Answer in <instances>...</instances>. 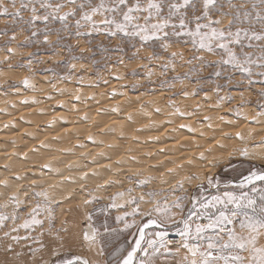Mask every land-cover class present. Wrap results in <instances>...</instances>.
<instances>
[{
	"label": "rangeland",
	"instance_id": "obj_1",
	"mask_svg": "<svg viewBox=\"0 0 264 264\" xmlns=\"http://www.w3.org/2000/svg\"><path fill=\"white\" fill-rule=\"evenodd\" d=\"M254 2L258 4L259 0ZM4 3L9 8V14H0V109L4 113V110H7L9 114L6 113L8 115L4 116L0 112V116L3 117L0 120L3 121L0 130H10L14 134V138L9 141L10 144H5L4 150L8 152L9 149V152L12 151L13 155L18 154L21 158L29 149L34 148L35 151L43 147L42 149L52 153L53 158L49 161L53 163L60 154L68 155L71 149L77 151L78 144L82 145L81 147L94 144L98 150L89 153L85 149L78 153L73 151L74 155L71 151L69 156H74L83 167L108 160L107 166L110 167H106V171L109 169L111 171L105 172L103 177H106H101L100 182H88V180L84 182L83 177L72 176L71 179H75L73 181L82 184L75 185L74 199L70 203H57L60 198L54 193H49L51 191L46 182L34 184L37 186L35 187L28 185L26 180L23 183L18 181V185L21 187L24 185L21 188L24 190H21L23 196L19 197L11 195L13 193L10 187L5 189V186H0V205H7L0 208V212L5 214L15 212L18 217L15 222L11 219L7 220L6 226L0 228V264H44V262L56 264L58 260L69 259L73 255H80L104 264L105 261H110L111 254L121 246L127 249L129 244L139 237V229L147 224L149 219H156L158 223L144 229L145 241L155 239L156 232L167 231L168 235L165 239L170 243L159 248L157 264H161L165 259L170 261L175 256L181 238L177 234L176 225L169 222L161 226L164 217L152 211L157 202L164 207L165 202L171 205L178 196L191 197L194 194L198 200H206L215 195H223L225 191L238 193L239 189L236 185L242 176L250 171L264 170V158H259L253 153H250L251 156L248 153L241 154L248 151L253 144L262 143L264 138V130L258 133L246 132L254 125V122H248L249 119L259 123L264 122V77L254 75L249 82L246 74L234 71L230 66L215 63L220 59L219 51L216 54L200 51L190 41L185 42L187 38L179 41L171 38V47L165 51L159 46V42L150 41L142 44L139 38H130L123 33L111 35L104 30L103 25H99L100 31H93L91 24H84L79 29L80 34L77 35L71 18L67 29H63L59 22H50L48 25L50 31L47 33L49 43H44V23L38 22L35 25L40 32L33 37L34 27L27 23L30 13L22 12L23 20H21L11 15L14 9L10 0H4ZM222 3L223 11H230L228 0H222ZM232 3L239 4L241 0H232ZM248 7L251 10V0ZM232 12L234 15V10ZM233 15L222 17V26L228 27ZM95 19L99 22L101 17L97 16ZM237 26L248 27L247 24L239 25V22L234 21L231 25L232 30ZM256 27L258 28L259 25ZM173 52L177 53L176 57H172ZM156 56L160 59H156ZM197 56H203L204 59L197 60L195 59ZM189 60L192 62L188 63ZM72 65H75V68H72ZM216 71H220L221 75L216 76ZM256 71L259 69H254V72ZM25 78L29 82L27 86L24 84ZM22 93L29 96L24 99ZM228 118L238 121L237 130H240L243 122L247 125L246 128L249 126L243 130V138L237 142L236 137L229 135L225 139L220 132L226 127L224 123ZM193 119L196 120L190 122ZM200 119H204L201 123L211 126L208 131L206 129L200 133L197 127L194 130L192 125L189 126L190 123L195 125ZM112 120L115 122H111ZM78 123L83 125L82 128L77 127L78 129H74L75 132L63 133L64 128ZM121 124L128 126L122 129L124 133L120 130ZM167 126L169 132L166 130ZM26 127L34 132H29ZM214 127L221 129L212 131ZM50 132L55 135L53 139L57 137L59 140L55 139L59 142L55 143L56 147L49 146L48 134L45 133ZM188 132L199 135L198 143L192 144L186 141L187 138H183ZM112 138L119 142L117 146ZM32 139H34L33 143ZM168 139L175 143V148L172 147L167 153L176 156L183 152L192 166L196 164L197 166L179 168V162L173 158L171 159L173 164L168 162L154 168L148 167L154 162L153 156L148 157L151 153L150 148L156 149L157 145L167 142ZM23 140L28 141V146ZM111 143L115 146L112 144L111 147ZM220 146L226 151L225 153L228 151L231 157L225 159L221 158L222 156H214V159L212 156V159L210 157L212 151L221 149ZM14 148L15 152L17 148L18 153H14ZM103 148L106 152L110 150L109 153L100 151ZM184 152L187 154L185 155ZM158 155L164 153L158 152ZM122 156L126 162L123 161ZM128 156L130 160L127 159ZM40 160L35 163L38 167L45 164ZM117 161L125 170L115 167L116 164L118 165ZM63 166L64 164H59L56 168L59 174L56 170L54 173L59 176L63 174ZM136 166L139 167L135 169ZM66 174L59 179L69 177ZM188 177H199V179L189 180ZM206 177L213 179L212 185L208 184ZM181 182L183 188L180 187ZM198 185H202V188ZM256 186L264 185L257 182ZM244 190L248 191V188ZM41 192L46 193L47 198L35 195ZM117 193H123V196H117ZM149 193L154 195L150 196ZM133 197L136 198L134 203L131 202ZM16 200L20 202L18 205ZM38 203L41 205V211L37 219L42 220L43 224L33 225L28 229L20 227L17 232H12L13 227H18L25 219L30 218L29 213ZM112 203L117 207H110ZM182 203L184 212L181 217L193 210L190 199H185ZM198 209L199 204L195 210ZM172 211L178 210L173 208ZM148 212H151L150 216L144 215ZM125 213L129 215L124 220H117L118 216ZM89 214L91 220L88 219ZM133 221H135L133 227L124 228L125 223L132 224ZM86 223L99 230L97 243L91 248L83 240L84 229L81 226ZM5 232H9L8 237L4 236ZM12 236L28 237V239L13 241ZM9 244L12 251H7ZM144 246L147 247V244L145 243ZM100 247L104 248V255L98 254ZM34 249L39 251L33 252ZM149 251L151 252V249ZM169 252L171 255L168 254Z\"/></svg>",
	"mask_w": 264,
	"mask_h": 264
},
{
	"label": "snow or ice",
	"instance_id": "obj_2",
	"mask_svg": "<svg viewBox=\"0 0 264 264\" xmlns=\"http://www.w3.org/2000/svg\"><path fill=\"white\" fill-rule=\"evenodd\" d=\"M249 2L250 0H241V3L234 4L232 0H228L230 11L225 12L222 0H19V7L17 0H10L14 9L11 15L23 20L22 12L30 13L27 23L34 27L33 37L40 32L35 25L38 22L44 23V43H49L47 33L50 31L48 28L50 22H59L63 29H67L70 26V18L74 21L77 35L80 34L79 29L84 24H91L93 31H100L99 25H103L104 30L111 35L123 33L130 38H139L142 44L150 41L159 42V46L165 51L171 47V38H176L177 41L187 38L185 42L190 41L200 51L212 54L219 51L220 59L215 63L230 66L232 70L246 74L251 82L254 75L264 77V0H259L258 4L251 0V10L248 7ZM0 14H9V8L5 6L4 0H0ZM229 15H233V20L229 21L228 27L222 26V17ZM97 16L101 17L99 22L95 19ZM234 21L239 22V25L247 24L248 27L237 26L232 30L231 25ZM171 55L176 57L177 53L173 52ZM156 59L160 57L156 56ZM195 59L203 60L204 57L197 56ZM72 68H75V65H72ZM254 69L259 71L254 72ZM215 75L220 76L221 72L216 71ZM228 79L231 82V77ZM24 84L26 86L29 84L27 78ZM236 135L240 137V133ZM241 154L247 155V152ZM201 157L203 158V154ZM44 167L47 168L48 165ZM187 179H199V177ZM206 179L209 185L213 184L211 177ZM257 182L264 185V170L250 171L242 176L236 185L239 189L238 193L225 191L223 195H215L206 200H198L194 194L191 197L178 196L171 205L165 202L164 207L157 202L152 211L164 217L161 226L169 222L176 225L177 234L181 238L173 259L170 261L165 259L161 264H264V186L257 187ZM180 187L183 188L182 182ZM198 187L202 188V185ZM245 188H248V191H245ZM35 195L47 198L46 193H35ZM116 195L123 196V193ZM149 195L154 194L149 193ZM135 199L133 197L131 202L134 203ZM185 199L191 200L193 210L181 217L184 212L182 201ZM16 203L18 205L19 200H16ZM197 204L199 209L195 210ZM4 207L7 205H0V208ZM110 207L115 208L117 205L112 203ZM173 208L178 211L173 212ZM40 211L41 205L38 203L29 213L30 218L25 219L18 227H13L11 231L17 232L20 227L28 229L33 225H42L43 221L37 219ZM127 215L129 213L118 216L117 220H124ZM144 215L150 216L151 212ZM91 218L89 214L88 219ZM9 219L15 222L18 217L15 212L12 214L0 212V228L5 227V222ZM157 223L156 219H149L147 224L139 229V237L131 242L127 249L123 246L118 248L111 254L110 261H105L104 264L111 262L157 264L159 248L170 243L165 239L168 235L167 231L156 232L155 239L145 241L144 229ZM134 224L135 221L132 224L125 223L124 228L129 229ZM89 228L91 231L83 233V240L91 248L97 243L99 230L91 225ZM4 236L8 237L9 232H5ZM11 239L19 241L28 237L12 236ZM145 243L147 247L144 246ZM7 251H12L10 244ZM35 251L39 249H34L33 252ZM140 253L143 255H139ZM98 254L104 255L103 247L99 248ZM168 254L171 255V252ZM56 264H99V262L73 255L69 259L58 260Z\"/></svg>",
	"mask_w": 264,
	"mask_h": 264
},
{
	"label": "bare ground",
	"instance_id": "obj_3",
	"mask_svg": "<svg viewBox=\"0 0 264 264\" xmlns=\"http://www.w3.org/2000/svg\"><path fill=\"white\" fill-rule=\"evenodd\" d=\"M73 90V89H72ZM13 92V91H12ZM15 92V91H14ZM19 92V91H18ZM19 94V93H18ZM23 94V95H22ZM21 94V96L24 98V99H26L28 96H29V94L27 95L26 93H22ZM13 97V96H12ZM33 97V96H32ZM32 97H31V99H32ZM16 99V98H15ZM21 99V98H20ZM30 99V98H29ZM17 100V99H16ZM17 102V101H16ZM108 103V102H107ZM111 103V102H110ZM113 104H114V102H112ZM3 104V103H2ZM95 105V104H94ZM89 108V107H88ZM24 109V108H23ZM35 109H32V111H34ZM5 111V113L4 112H2L1 111V109H0V112L1 113H3L4 114V116H6V115H8L9 113H8V111L7 110H4ZM7 111V112H6ZM30 111H31V109H30ZM78 111V110H77ZM76 111V112H77ZM75 112V111H74ZM87 112V111H86ZM6 113H8V114H6ZM11 113V112H10ZM40 113V112H39ZM6 114V115H5ZM22 114V113H21ZM51 114V113H50ZM53 114V113H52ZM55 114V113H54ZM20 115V114H19ZM59 115V114H58ZM65 115V114H64ZM76 115V114H75ZM134 115V114H133ZM33 116V115H32ZM44 116V115H43ZM52 116V115H51ZM60 116V115H59ZM59 116H57V117H59ZM53 117H55L54 115H53ZM207 117V116H206ZM7 118V117H6ZM9 118V117H8ZM51 118V117H50ZM83 118V117H82ZM110 118H112V117H110ZM188 118V117H187ZM200 118V117H199ZM1 119H3V117H1L0 116V120ZM109 119V118H108ZM112 119H114V118H112ZM136 119V118H135ZM210 119V118H209ZM23 120V119H22ZM111 120V119H110ZM110 120H108V121H110ZM167 120V119H166ZM196 119H193L192 121H190V122H193V121H195ZM202 120H204V119H200V120H197L198 121V123H195V125L194 124H192V123H190V125L189 126H191V127H194V130H195V128L197 127V130H200V133L202 132V131H204V130H206L207 129V131H208V129L211 127H209V126H207L206 125V123H201V121ZM228 121H226L224 124L226 125V127H223V129H221V128H219V127H214V128H212V131L213 130H215V129H217V128H219V129H221V133H222V135L225 137V139L229 136V135H232V136H234V137H236V142L238 141V140H240L241 138L240 137H243V130H245V129H247L246 128V124H245V122H243V123H241V127H240V130L238 129H236L237 128V122L238 121H236L234 118H228L227 119ZM74 121V120H73ZM120 121V120H119ZM196 121V122H197ZM3 121H1L0 122V126L2 127V123ZM111 122H115L114 120H112ZM135 122V121H134ZM160 122V121H159ZM188 122V121H187ZM248 122H254V125H252V126H250L249 128H248V130L246 131V132H254V133H258V132H260V131H263L264 130V122H262V123H259V122H255V121H253L252 119H249L248 120ZM9 123V122H8ZM9 124H11V123H9ZM117 124H118V122H117ZM120 124V123H119ZM221 124V123H220ZM24 125H26V124H24ZM122 126H119V125H115L116 127H120V130H122L123 128H127V127H125L126 125L125 124H121ZM194 125V126H193ZM222 125V124H221ZM63 126H65V125H63ZM82 126L83 125H80L79 123L78 124H71V125H69L66 129L64 128V130H65V132H63L62 130V132L63 133H67V132H70L71 133V131H74V129L75 128H82ZM0 127V128H1ZM22 127V126H21ZM60 127V126H59ZM62 127V126H61ZM122 127V128H121ZM143 126H141V128H142ZM171 127V126H170ZM190 127V128H191ZM11 128V127H10ZM24 128V127H23ZM29 128V127H28ZM77 128V129H78ZM181 128V127H180ZM15 129V128H14ZM22 129V128H21ZM26 129H27V127H26ZM25 129V130H26ZM32 129V128H31ZM236 129V130H235ZM15 130H17V128L15 129ZM24 130V131H25ZM27 130H29V129H27ZM54 130V129H53ZM113 130V129H112ZM128 130V129H127ZM139 130V129H138ZM166 130H168V132L170 131V129H169V126H167V129ZM242 130V131H241ZM22 131H23V129H22ZM22 131H21V134H23L22 133ZM36 131V130H35ZM78 131V130H77ZM123 131V130H122ZM149 131V130H148ZM187 131V130H186ZM13 131H4V129L3 130H0V186L1 187H4L5 186V189H9V187L11 188V191H12V193L13 194H11V195H13V196H16V197H19V196H23V193H22V191L21 190H23V189H21L22 187H24V185L21 187L20 185H18V181H20L19 183H23L25 180L26 181H28L27 183H28V185L30 184V185H34V184H39L40 182L42 183H44V182H46V184H49V191H51V192H49V193H54L55 195H56V197H58V198H60V200H57V203H70V202H72L73 201V199H74V194H73V192H74V188L76 187L75 185L76 184H78V183H76V181H73V180H75V179H71L72 178V176H78L79 178L80 177H83L84 178V182L86 181V180H88V182H90V181H92V182H100V178L101 177H103L104 176V174H106L105 172H109V170H107L106 171V167H110V166H107V164H109L107 161H98L97 163H91L90 165H86V167H83V165L81 164V162H79L74 156H69V153H71V151H72V153H73V155H74V152L73 151H75L76 153H78V151L80 152V150H83V149H85L86 151H87V153H89V152H92V151H96V150H98L97 149V147H95L94 146V144L92 145V144H90V145H83V147H81L82 145H77V147L76 148H78V150L76 151V150H72L71 149V151L68 153V155H65V156H63L62 154H60L59 155V152H58V154L57 155H59V157H57V159L55 160L56 162H50L51 160V158H53L52 156V153H48L49 151L48 150H44V149H39V150H33V149H29L28 151H27V153L25 154V156L24 157H21V158H19L18 156V154H17V156H16V154H14L13 155V153H12V151L11 152H9V149H7L8 150V152H6V150H4V149H6V143H9L10 144V142L9 141H11V139L12 138H14V134L12 133ZM26 132V131H25ZM29 132H31L30 130H29ZM29 132H27V133H29ZM34 132V131H33ZM33 132H31V133H33ZM38 132H39V130H38ZM61 132V133H62ZM75 132V131H74ZM195 132V131H194ZM197 132V131H196ZM218 132V131H217ZM245 132V131H244ZM245 132V133H246ZM15 133V132H14ZM97 133H100V131H97ZM111 133V132H110ZM123 133H124V131H123ZM172 133V132H171ZM205 133V132H204ZM236 133H240V137H238L237 135H236ZM35 134V133H34ZM45 134H48V143H49V146H51V148L52 147H54L55 146V143H59L58 141V139H57V137L55 138V139H57V140H55V139H53L54 137L53 136H55V135H52L51 134V132L50 133H45ZM49 134H51V135H49ZM58 134V133H57ZM187 134V133H186ZM197 133H189L188 132V134L187 135H185V137H183V138H187L186 139V141H189V142H191L192 144H195V143H198V134L196 135ZM109 135V134H108ZM107 135V136H108ZM166 135V134H165ZM130 136V135H129ZM167 136V135H166ZM183 136V135H182ZM182 136H180V137H182ZM201 136V135H200ZM31 137V136H30ZM117 137V136H116ZM121 137V136H120ZM148 137V136H147ZM163 137V136H162ZM223 137V138H224ZM21 139V138H20ZM30 139V138H29ZM62 139V138H61ZM66 139V138H65ZM111 139V138H110ZM147 139V138H146ZM172 139V138H171ZM22 140V139H21ZM20 140V141H21ZM33 141H32V143L34 142V139H32ZM152 140V139H151ZM182 141H184L183 139H181ZM180 140V141H181ZM210 140V139H209ZM235 140L233 141V142H235ZM37 141V140H36ZM62 141V140H61ZM78 141V140H77ZM108 141H109V138H108ZM112 141H114V143H115V145L116 144H119V142L118 141H115V138L113 139L112 138ZM111 141V142H112ZM174 141V140H173ZM195 141H197V142H195ZM245 141V140H244ZM13 142V141H12ZM18 142V141H17ZM22 142V141H21ZM23 142H25V143H27L28 141H24L23 140ZM63 142V141H62ZM104 142V141H103ZM110 142V141H109ZM122 142V141H121ZM149 142V141H148ZM185 142V141H184ZM215 142V141H214ZM218 142H219V140H218ZM25 143L24 144H22V145H25ZM31 143V144H32ZM78 143H79V141H78ZM160 143V142H159ZM158 143V144H159ZM217 143V142H216ZM215 143V144H216ZM220 143V142H219ZM219 143L218 144H216L217 146L219 145ZM8 144V145H9ZM29 144H30V142H29ZM46 144H47V142H46ZM66 145L68 144L67 142L65 143ZM97 144V143H96ZM112 144L113 143H111L110 145H111V147H113L112 146ZM230 144V143H229ZM239 144V143H238ZM27 146H28V143L26 144ZM53 145V146H52ZM60 145V144H59ZM63 145V144H62ZM65 145V146H66ZM103 145H104V143H103ZM114 145V144H113ZM114 145V146H115ZM155 145V144H154ZM153 145V146H154ZM205 145V144H204ZM15 146H18V145H15ZM14 146V147H15ZM26 146V147H27ZM47 146H48V144H47ZM46 146V148H48ZM101 146V145H100ZM117 146V145H116ZM156 146V145H155ZM154 146V147H155ZM175 146V143H172V142H170L169 141V139H168V141L167 142H161V144H159V146L157 145L156 146V149L155 148H153L152 150H151V148H150V154H149V156L148 157H154L153 158V160H154V162H153V164H148L149 166L148 167H151V168H154L155 166H157V165H160V164H162V165H165V164H167L168 162H170V164H173V163H171L172 162V160L171 159H173V158H176V160H177V162H179L178 164H179V168H188V166L189 167H193V168H195V166H197V164L196 165H193L192 166V164L190 163L191 161H189V159H187V156L186 157H184V155H183V152H181L179 155H172L171 153H167V151L169 150V149H172V147H173V149L175 148L174 147ZM5 147V148H4ZM19 147V146H18ZM56 147V146H55ZM105 147V146H104ZM134 147V146H133ZM207 147V146H206ZM221 147V146H220ZM3 148V149H2ZM8 148H9V146H8ZM13 148V147H12ZM20 148H21V146H20ZM23 148H24V146H23ZM80 148V149H79ZM110 148V147H109ZM131 148V147H130ZM135 148V147H134ZM184 148V147H183ZM208 148V147H207ZM28 149V148H27ZM57 149V148H56ZM65 149H67V148H65ZM135 149H137V148H135ZM13 150V149H12ZM33 150V151H32ZM51 150V149H50ZM70 150V149H69ZM85 150H83V151H85ZM101 150H104V148L103 149H100V151ZM188 150V149H187ZM194 150V149H193ZM224 149H222V147H221V149L220 148H218V149H214L213 151H212V155H210V157L212 158V156H213V158H214V156H219V157H221V158H225V159H227V158H229V157H231V155L229 154V152L227 151V153H225L226 151H223ZM25 151H26V149H25ZM66 151V150H65ZM82 151V152H83ZM108 151V150H107ZM110 151V150H109ZM109 151L108 152H106V150H104V152H106V153H109ZM171 151V150H170ZM207 151V150H206ZM104 152L102 153V155L104 154ZM136 152V151H135ZM158 152H162V154L164 153V155H158ZM179 152V151H178ZM198 152V151H197ZM247 153H248V155H250L251 156V154L253 153V154H255L256 156H259V158L261 157V158H264V138H263V141H262V143H258V144H253L252 145V147H250V149H248V151H246ZM14 153H18V151H17V148H16V152H15V148H14ZM67 153V152H66ZM98 153H100V152H98ZM97 153V154H98ZM105 153V154H106ZM128 153V152H127ZM126 153V154H127ZM148 153V152H147ZM185 153V152H184ZM251 153V154H250ZM156 154V155H155ZM176 154V153H175ZM187 153H185V155H186ZM190 154V153H189ZM188 154V155H189ZM80 155V154H79ZM99 155V154H98ZM129 155V154H128ZM131 155V154H130ZM155 155V156H154ZM191 155V154H190ZM104 156V155H103ZM115 156V155H114ZM125 156V155H124ZM144 156V155H143ZM200 156V155H199ZM76 157H78V156H76ZM123 157V156H122ZM127 157V156H126ZM125 157V158H126ZM145 157V156H144ZM248 157V156H247ZM99 158H100V156H99ZM212 158V159H213ZM38 159H41L40 161H44V165H48V167L46 168V167H44V165H42V166H40V167H38V164H35V163H37L38 161ZM96 159V158H95ZM105 159V158H104ZM115 159V158H114ZM123 159H124V157H123ZM127 159H129L130 160V157L128 156V158ZM134 159H136V158H134ZM187 159V160H186ZM215 159V158H214ZM217 159V158H216ZM47 160V161H46ZM50 160V161H49ZM54 160V159H53ZM52 160V161H53ZM100 160V159H99ZM128 160V161H129ZM171 160V161H170ZM175 160V161H176ZM248 160V159H247ZM37 161V162H36ZM113 161V160H112ZM112 161H111V164H112ZM115 161V160H114ZM113 161V163H116V162H114ZM123 161H125V159L123 160ZM136 161V160H135ZM175 161H174V163H175ZM60 162V163H59ZM88 163H89V161H87ZM93 162V161H92ZM96 162V161H95ZM118 162V161H117ZM120 162L122 163V160H120ZM126 162V161H125ZM142 162V161H141ZM120 163V165H119V162H118V165L116 164L115 165V167H117V168H122V164H124V163H122L121 164ZM193 163V162H192ZM59 164L60 165H63L64 164V166H63V174H66V175H69V177H62L61 179H59V177L60 176H62L63 174H61L60 176L58 175L59 174V172L56 170V168L57 167H59ZM146 164V163H145ZM113 165V164H112ZM128 165H130V164H128ZM134 165V164H133ZM147 165V164H146ZM85 166V165H84ZM124 166H126V165H124ZM137 167H139V166H136L135 167V169H137ZM147 167V168H148ZM162 167V166H161ZM60 169V168H59ZM122 169H124V168H122ZM142 169V168H141ZM57 171L58 172V174H55L54 173V171ZM125 170V169H124ZM149 170V169H148ZM111 171V170H110ZM141 171V170H140ZM171 171V170H170ZM170 171H168V172H170ZM197 171V170H196ZM195 171V172H196ZM65 172V173H64ZM199 173H200V171H198ZM197 172V174H198V176L199 177H201L200 176V174ZM113 173V172H112ZM209 173V172H208ZM28 174H30L31 176L30 177H27V175ZM122 174V173H121ZM66 175H64V176H66ZM153 175V174H152ZM26 177V178H25ZM106 177V176H105ZM105 177H103V178H105ZM82 178V179H83ZM94 178V179H93ZM172 178V177H171ZM78 179V178H77ZM102 179V178H101ZM81 180V179H80ZM110 180V179H109ZM108 180V181H109ZM83 182V183H84ZM87 182V181H86ZM158 182V181H157ZM205 182V181H204ZM40 183V184H41ZM201 183V182H200ZM79 184H82V182L81 183H79ZM78 184V185H79ZM35 186V185H34ZM102 186V185H101ZM104 186H106V185H104ZM1 187H0V189H1ZM8 187V188H7ZM35 187H37V186H35ZM103 187V186H102ZM81 188V187H80ZM168 188V187H167ZM25 189V188H24ZM10 191V190H9ZM24 191V190H23ZM28 195V194H27ZM25 196V195H24ZM78 197V196H77ZM89 223H86L85 225H83V226H81L83 229H84V232L85 231H91V229L89 228Z\"/></svg>",
	"mask_w": 264,
	"mask_h": 264
}]
</instances>
